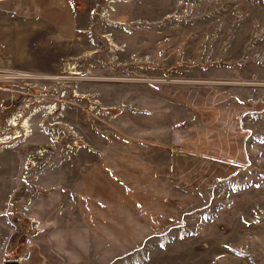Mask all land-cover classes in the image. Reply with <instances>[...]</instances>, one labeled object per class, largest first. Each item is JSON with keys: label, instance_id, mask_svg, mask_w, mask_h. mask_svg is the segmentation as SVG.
I'll use <instances>...</instances> for the list:
<instances>
[{"label": "rangeland", "instance_id": "obj_1", "mask_svg": "<svg viewBox=\"0 0 264 264\" xmlns=\"http://www.w3.org/2000/svg\"><path fill=\"white\" fill-rule=\"evenodd\" d=\"M90 2L0 46V264H264V0Z\"/></svg>", "mask_w": 264, "mask_h": 264}, {"label": "crops", "instance_id": "obj_2", "mask_svg": "<svg viewBox=\"0 0 264 264\" xmlns=\"http://www.w3.org/2000/svg\"><path fill=\"white\" fill-rule=\"evenodd\" d=\"M88 3L91 4L90 0H80L78 7L70 10L65 0H0V46L13 60L10 66L18 71H43L32 65L31 58L43 56L45 50L46 56L47 42L55 40L59 44L76 30L90 32L95 11ZM34 41L44 45L35 51L33 46L28 47Z\"/></svg>", "mask_w": 264, "mask_h": 264}, {"label": "bare ground", "instance_id": "obj_3", "mask_svg": "<svg viewBox=\"0 0 264 264\" xmlns=\"http://www.w3.org/2000/svg\"><path fill=\"white\" fill-rule=\"evenodd\" d=\"M49 111H50V114H51V113H53L55 110H54V108H49ZM19 117H20V116H19ZM19 117H16L15 119H13V120L11 121L10 127H11L12 129H10V130H12V133L7 134V135L5 136V138H0V144L5 145V144L8 143L9 141H17L18 139H20V138H22V137H24V136H25V137L27 136V133H28V131H27V127H28L27 119L19 122V119H18ZM20 125H21V126H20ZM19 128H21V129H23V130L19 131V130H18ZM22 132H23L25 135H21ZM43 152H44V151H43ZM38 154L41 155L42 152H41V153H38ZM29 166H30V167L35 166V164L33 163V159L29 162Z\"/></svg>", "mask_w": 264, "mask_h": 264}, {"label": "built area", "instance_id": "obj_4", "mask_svg": "<svg viewBox=\"0 0 264 264\" xmlns=\"http://www.w3.org/2000/svg\"><path fill=\"white\" fill-rule=\"evenodd\" d=\"M79 2L80 0H65V3L70 10H75L78 7Z\"/></svg>", "mask_w": 264, "mask_h": 264}, {"label": "water", "instance_id": "obj_5", "mask_svg": "<svg viewBox=\"0 0 264 264\" xmlns=\"http://www.w3.org/2000/svg\"><path fill=\"white\" fill-rule=\"evenodd\" d=\"M221 65H224L221 63ZM4 264H22L20 260L17 261H10V262H5Z\"/></svg>", "mask_w": 264, "mask_h": 264}]
</instances>
